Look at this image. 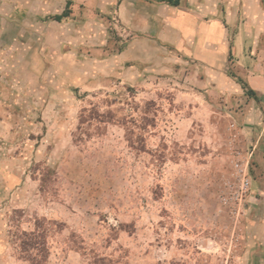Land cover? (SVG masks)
Returning a JSON list of instances; mask_svg holds the SVG:
<instances>
[{
	"label": "rangeland",
	"instance_id": "374dc122",
	"mask_svg": "<svg viewBox=\"0 0 264 264\" xmlns=\"http://www.w3.org/2000/svg\"><path fill=\"white\" fill-rule=\"evenodd\" d=\"M70 2L0 0V264L36 224L43 264H264V33L208 63L159 0Z\"/></svg>",
	"mask_w": 264,
	"mask_h": 264
},
{
	"label": "crops",
	"instance_id": "0c3cea01",
	"mask_svg": "<svg viewBox=\"0 0 264 264\" xmlns=\"http://www.w3.org/2000/svg\"><path fill=\"white\" fill-rule=\"evenodd\" d=\"M65 1L67 5L71 3L70 0ZM159 3L149 4L147 8L160 12L161 37L172 43L182 55L197 60L208 62L217 53L228 54L227 37L231 29L238 28V52L243 51L244 41L240 42L245 34L243 31L257 37L264 33V11L257 0H180L178 6ZM240 18H243L244 26H238ZM250 25L254 26L253 29L247 27ZM207 62L204 63L206 68L215 69ZM253 69L254 66L248 64L242 66L240 73L250 89L258 94L264 79L255 75Z\"/></svg>",
	"mask_w": 264,
	"mask_h": 264
},
{
	"label": "trees",
	"instance_id": "16d2710c",
	"mask_svg": "<svg viewBox=\"0 0 264 264\" xmlns=\"http://www.w3.org/2000/svg\"><path fill=\"white\" fill-rule=\"evenodd\" d=\"M165 2L171 6H178L180 0H159ZM62 16H55L57 21L61 20ZM250 96H254L255 92L253 90L248 91ZM45 229L44 227L36 224V230L34 232L26 233L22 232V236L25 238L21 241L22 252L25 253L27 260L33 262L34 264H43L47 258V246L44 237ZM36 250L38 252V257L32 256L31 252Z\"/></svg>",
	"mask_w": 264,
	"mask_h": 264
}]
</instances>
